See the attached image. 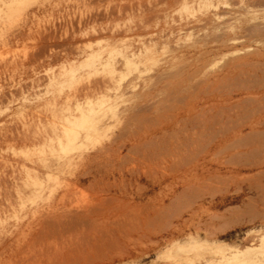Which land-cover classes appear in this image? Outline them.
<instances>
[{
	"label": "rangeland",
	"instance_id": "374dc122",
	"mask_svg": "<svg viewBox=\"0 0 264 264\" xmlns=\"http://www.w3.org/2000/svg\"><path fill=\"white\" fill-rule=\"evenodd\" d=\"M150 126L207 148L161 183L129 152ZM109 146L123 177L73 183ZM263 235L264 0H0V264H264Z\"/></svg>",
	"mask_w": 264,
	"mask_h": 264
},
{
	"label": "bare ground",
	"instance_id": "6f19581e",
	"mask_svg": "<svg viewBox=\"0 0 264 264\" xmlns=\"http://www.w3.org/2000/svg\"><path fill=\"white\" fill-rule=\"evenodd\" d=\"M180 100H181V98H180ZM258 107V106H257ZM227 108V107H226ZM234 108V107H233ZM260 108V107H259ZM222 109V108H221ZM263 109V108H262ZM219 110V109H218ZM259 110H261V108L259 109ZM185 111H186V109H185ZM189 111V110H188ZM226 112V111H225ZM255 114V113H254ZM253 114V115H254ZM190 117L191 116H189V120H190V122H191V125H192V127H194L195 126V124H198V123H195L197 120H195V119H193V117H192V119H193V121L195 120V124L193 125L192 124V121H191V119H190ZM200 118V117H199ZM208 118V117H207ZM231 118V117H230ZM238 118V117H237ZM72 119H76V116L75 115H72V118H70V121L72 122ZM188 119V118H187ZM197 119V118H196ZM201 119V118H200ZM240 120V119H239ZM74 121V120H73ZM182 121V120H181ZM199 121V120H198ZM201 121V120H200ZM210 121V120H209ZM209 121H208V123H209ZM261 121V120H260ZM187 122V121H186ZM185 122V123H186ZM189 122V123H190ZM225 122H227V120H225ZM231 122V121H230ZM252 122V121H251ZM262 122V121H261ZM188 123V122H187ZM243 123V122H242ZM242 123H238V124H242ZM179 124V123H178ZM237 124V123H236ZM166 125V124H165ZM183 125V124H182ZM189 124H187V126H188ZM227 125V124H226ZM260 125V124H259ZM190 126V125H189ZM188 126V127H189ZM197 126H200L199 124L198 125H196V127ZM225 126V125H224ZM234 126V125H233ZM232 126V127H233ZM179 127V126H178ZM184 127V126H183ZM191 127V128H192ZM227 127V126H226ZM250 127V126H249ZM185 128H187V127H185ZM190 128V127H189ZM188 128V129H189ZM195 128V127H194ZM194 128H192V130L194 129ZM202 128L204 129V127H203V125H202ZM210 128V127H209ZM202 129V130H203ZM208 129V128H207ZM212 129H213V127H212ZM220 130H222V129H220ZM228 131H229V129H227ZM226 130V131H227ZM250 130V129H249ZM167 131H169V130H167ZM184 131H188V130H184ZM194 131H196V130H194ZM211 131V130H210ZM209 131V132H210ZM225 131V132H226ZM244 131V130H243ZM253 131V130H252ZM135 132V131H134ZM166 132V131H165ZM165 132L164 131H162V130H160V129H157V128H155V127H152V126H150V127H148L147 129H145V130H143V131H137V132H135V133H133V132H130L131 134H132V136H133V138H132V141H131V148H130V153L131 154H133V160H136V159H134L135 157L137 158V160H139V164H138V161L136 162L137 163V165H140V162H141V165H142V163L143 164H145L146 166H149L150 167V171L151 170H153V171H157V170H161V171H159V173L160 172H162V174H161V177H160V182L161 183H163V182H167V180H168V178H169V176H170V174H171V171L173 170V169H178V168H180V167H183L184 165H194V163L196 164L199 160V155H198V152L201 150V149H203L202 147H199V148H201L198 152L197 151H195V150H190V152H189V149L187 150L189 153L188 154H186V153H184L183 154V148H181V145H180V143H177V144H173V145H169L166 141V139H167V137H166V135L167 134H165ZM173 132H175V131H173ZM177 132H178V130H177ZM177 132H175L177 135H182L183 134V131H181V133L179 134V133H177ZM208 132V133H209ZM250 132H251V130H250ZM256 132V131H255ZM187 133V132H186ZM203 133V132H202ZM211 133V132H210ZM248 133V132H247ZM259 133H261L260 132V130H259ZM170 134H173V133H170ZM175 134V135H176ZM240 134H242V128H240V129H238L237 131H235L234 133H221L219 136L217 135L216 137H215V135H214V133H211V135L213 136L212 138H211V135H210V137L209 138H211L210 139V144H209V146H210V150H218V151H220V153L222 152V151H232V150H237V151H239L241 148H239V147H243V145H244V147H245V144L247 143L246 141H247V139H246V141H244V139H241V143H243V145L242 146H239V145H241V144H239V140L240 139H238V141L239 142H237L239 145L238 146H235L234 147V144L235 143H233V144H229L228 142L229 141H231V140H233L237 135H240ZM249 134V133H248ZM245 135V136H247L246 138H248L249 136H250V134L249 135ZM168 135H169V133H168ZM176 135V137H178ZM180 135V136H181ZM187 135H189V134H187ZM195 135H196V133H195ZM180 136H179V138H180ZM172 137H174V136H172ZM171 137V138H172ZM182 137V136H181ZM196 137H198L197 135H196ZM200 138H202L201 136H199ZM175 138V137H174ZM192 138V137H191ZM190 137H188V138H185L186 140H192ZM199 138V139H200ZM204 138V137H203ZM64 139V138H63ZM163 140V142H162V144H160L159 142H160V140ZM177 139V138H176ZM184 139V140H185ZM205 139H207V138H205ZM254 139V138H253ZM184 140L182 141V147H183V142H184ZM189 140V141H190ZM200 140H202V139H200ZM207 140H209V139H207ZM188 141V142H189ZM193 141H194V143H193ZM196 140H192L191 141V144H196L197 142H195ZM205 141V140H204ZM204 141L203 142H200L199 144L200 145H202L203 143H204ZM59 142H62L61 144H63V140H62V138H60L59 139ZM166 142V143H165ZM199 142V141H198ZM206 144H207V141L205 142ZM245 143V144H244ZM161 146H160V145ZM186 144H188V143H186ZM189 144H190V142H189ZM188 144V145H189ZM185 145V144H184ZM199 145V146H200ZM208 145V144H207ZM206 146V145H205ZM188 147H190V146H188ZM194 147L196 148L197 146H195L194 145ZM129 148V147H128ZM187 148V147H186ZM192 148V147H191ZM198 148V149H199ZM206 148H207V146H206ZM205 147H204V149H206ZM121 149L122 148H116V147H114V146H109V147H104L103 149H99V151L98 152H95V153H93V154H88L87 156H83L81 159H80V161H79V165H81V168H77L76 167V170H72V172L74 173V175H73V173L71 174L73 177H74V180L73 179H71V177H70V179L71 180H73V183H77V182H83L84 180H87V179H90V183L89 184H91V183H93V184H96V185H106V184H109L110 183V181L112 180V179H114V180H118V179H120L121 177H123V175H124V171L127 169H125V167H127L126 166V164H128V163H130V162H128V163H126L125 162V160H124V158L125 159H129V158H126L127 156H123L122 155V153H121ZM197 149V148H196ZM203 149V150H204ZM261 149V148H260ZM187 151H184V152H187ZM202 151V150H201ZM241 151V150H240ZM215 152V151H214ZM129 153V154H130ZM130 154V155H131ZM200 154V153H199ZM229 154H230V152H229ZM249 154H250V151H249ZM134 155H136V156H134ZM251 155V154H250ZM215 156V155H214ZM124 157V158H123ZM237 157H238V155H237ZM243 158V157H242ZM228 159H231V158H228ZM126 160V161H127ZM232 160V159H231ZM234 160H235V158H234ZM233 160V161H234ZM236 160H238L237 158H236ZM131 161V160H130ZM230 161V160H229ZM244 161V160H243ZM249 161V160H248ZM134 162V161H133ZM245 163V162H244ZM247 163H249V162H247ZM255 163V162H254ZM135 164V163H134ZM237 164V163H236ZM78 165V166H79ZM136 165V164H135ZM140 165V166H141ZM43 167H44V165H42ZM40 167V166H39ZM80 167V166H79ZM145 167V166H144ZM45 168H46V166H45ZM45 168H43V169H45ZM50 168V167H49ZM135 168V167H134ZM139 168V167H138ZM142 168H143V165H142ZM146 168V167H145ZM256 168V167H255ZM75 169V168H74ZM78 169V170H77ZM140 169V168H139ZM155 169H157V170H155ZM252 169V168H251ZM152 171V172H153ZM49 172V171H48ZM71 172V171H70ZM149 172V171H148ZM134 173H136V172H134ZM133 173V174H134ZM131 174V173H130ZM153 176V175H152ZM155 176V175H154ZM158 176V174H156V177ZM203 176L204 175H200V174H198V173H195V175H194V180L195 181H199V180H202L203 179ZM207 177V176H206ZM229 177H230V175H229ZM213 178V177H212ZM222 178V177H221ZM69 178H68V182H70L69 180H70ZM209 179H211V177H209ZM220 179V178H219ZM221 180V179H220ZM206 181V180H205ZM171 182L172 181H170V184H171ZM210 182V181H209ZM215 182V181H214ZM71 183H72V181H71ZM72 183V184H73ZM206 183H208V180L206 181ZM70 184V183H69ZM192 184H194L193 182H192ZM203 184V183H202ZM201 184V186H206V184H204V185H202ZM209 184V183H208ZM67 185H68V183H67ZM71 185V184H70ZM190 185V184H189ZM199 185V184H198ZM197 185V186H198ZM211 185V184H210ZM69 186V185H68ZM166 186H168V185H166ZM188 186V185H187ZM196 186V185H195ZM196 186V187H197ZM207 187H209L208 185H207ZM206 187V188H207ZM125 188V187H124ZM185 188H187V187H185ZM197 188H200L199 186L197 187ZM196 188V189H197ZM195 189V188H194ZM208 189V188H207ZM186 190H189L190 191V189H186ZM198 190V191H197ZM196 191H197V193L199 194V191L201 190H199V189H197ZM188 191V192H189ZM192 191V190H191ZM190 191V192H191ZM204 192H205V190H203ZM203 191H200L201 193L203 192ZM182 192H184V191H182ZM192 193V192H191ZM191 193H190V195L189 196H191ZM197 193H195L196 195H197ZM201 193H200V195H201ZM183 194V193H182ZM182 194H180V195H182ZM203 194V193H202ZM184 196H185V194H184ZM110 197V196H109ZM109 197L107 196V198L109 199ZM192 197V196H191ZM196 196H194V198H195ZM93 198V197H92ZM184 198V197H183ZM193 198V197H192ZM104 199V198H103ZM180 199V198H179ZM107 200V199H106ZM116 200V199H115ZM109 202V201H108ZM154 202H156V201H154ZM177 202V201H176ZM175 202V203H176ZM104 203H106V202H104ZM178 203H180V202H178ZM174 204H172V205H170L171 207L173 206ZM176 205V204H175ZM153 206V205H152ZM155 206H157V205H155ZM169 205H167V207H168ZM178 207H180V205H177ZM145 207H148V206H145ZM142 208V207H141ZM150 208V207H149ZM166 208V207H165ZM171 209V208H170ZM199 209V208H198ZM109 210V209H108ZM130 210V209H129ZM141 210V209H140ZM177 210V209H176ZM136 211H137V209H136ZM158 211H160V210H158ZM132 212H133V210H132ZM162 212V211H161ZM169 212V211H168ZM170 212H171V210H170ZM176 212V211H175ZM181 212L183 213V210H181ZM135 213V212H134ZM133 213V214H134ZM159 212H157V214H158ZM165 213V212H164ZM127 214H130V213H128L127 212ZM126 214V215H127ZM161 215L160 216H162V213H160ZM170 214V213H169ZM174 214H177V213H174ZM165 215H166V213H165ZM167 215H168V213H167ZM173 215V214H172ZM129 216H132V214H130ZM169 216V215H168ZM177 216V215H176ZM179 216H180V214H179ZM150 217V216H149ZM163 217V216H162ZM117 218H119L118 220L120 221H122V219H120V217H117ZM131 218V217H130ZM157 218H158V215H157ZM95 220V219H94ZM131 220V219H130ZM158 220H161L160 218H158ZM78 221V220H77ZM94 222V221H93ZM118 222V221H117ZM116 222V223H117ZM126 221H124V224H126L125 223ZM113 223V222H112ZM116 223H113V224H116ZM122 222H120L119 224H121ZM124 224L122 225L123 227H124ZM135 225V227L133 226V228L134 229H138V226H136V222L134 223ZM152 224V223H151ZM80 225V224H79ZM93 225V224H92ZM112 225V224H111ZM117 226H119V228H120V225H118V224H116V227ZM132 226V225H131ZM86 227V226H85ZM90 227V226H89ZM114 229H115V227H114ZM113 229V230H114ZM100 230V229H99ZM112 229H111V227H110V230L108 229V231H107V233H111L112 231H113ZM102 231V230H101ZM105 231V230H104ZM98 232V231H97ZM100 232V231H99ZM114 232V231H113ZM150 232V231H149ZM109 233V234H110ZM121 233H123V231H121ZM145 233V232H144ZM82 234V233H81ZM84 234V233H83ZM105 234V233H104ZM103 233H102V237H103V235H104ZM124 234V233H123ZM101 235V234H100ZM90 237H92L91 236V234L89 235ZM85 238V237H84ZM105 238V237H104ZM107 239V238H106ZM84 240V239H83ZM85 241V240H84ZM98 241V240H97ZM260 241H261V244H260V246L262 247V248H264V235L260 238ZM89 244H90V242H89ZM103 244V243H102ZM83 245V244H82ZM260 247V248H261ZM91 248V247H90ZM261 248V249H262ZM84 250V249H83ZM242 250H244V251H232L231 253V256L230 257H228L227 259L229 260V261H238L239 260V262H241V261H243V260H246V259H243L244 257H246V255L247 254H249L250 252L248 251V253L245 251V249H242ZM78 251V250H77ZM85 252V251H84ZM248 256V255H247ZM249 257V256H248ZM250 258V257H249ZM53 260V259H52ZM210 260V259H209ZM224 261H226V260H224ZM247 261V260H246ZM257 261V260H256ZM207 262V261H206Z\"/></svg>",
	"mask_w": 264,
	"mask_h": 264
}]
</instances>
